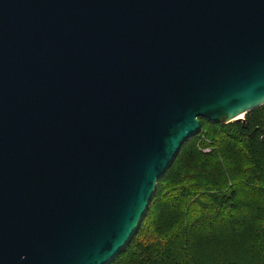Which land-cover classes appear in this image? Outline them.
Masks as SVG:
<instances>
[{
	"label": "water",
	"instance_id": "water-1",
	"mask_svg": "<svg viewBox=\"0 0 264 264\" xmlns=\"http://www.w3.org/2000/svg\"><path fill=\"white\" fill-rule=\"evenodd\" d=\"M264 105V0H0V264H109L200 118Z\"/></svg>",
	"mask_w": 264,
	"mask_h": 264
},
{
	"label": "trees",
	"instance_id": "trees-1",
	"mask_svg": "<svg viewBox=\"0 0 264 264\" xmlns=\"http://www.w3.org/2000/svg\"><path fill=\"white\" fill-rule=\"evenodd\" d=\"M244 117L200 118L109 264H264V105Z\"/></svg>",
	"mask_w": 264,
	"mask_h": 264
},
{
	"label": "bare ground",
	"instance_id": "bare-ground-1",
	"mask_svg": "<svg viewBox=\"0 0 264 264\" xmlns=\"http://www.w3.org/2000/svg\"><path fill=\"white\" fill-rule=\"evenodd\" d=\"M245 114H241L238 116V118H244Z\"/></svg>",
	"mask_w": 264,
	"mask_h": 264
},
{
	"label": "rangeland",
	"instance_id": "rangeland-1",
	"mask_svg": "<svg viewBox=\"0 0 264 264\" xmlns=\"http://www.w3.org/2000/svg\"><path fill=\"white\" fill-rule=\"evenodd\" d=\"M205 151H209V148L205 149Z\"/></svg>",
	"mask_w": 264,
	"mask_h": 264
}]
</instances>
